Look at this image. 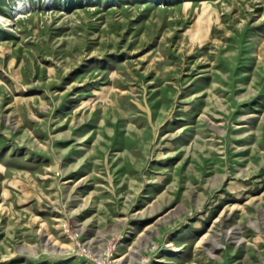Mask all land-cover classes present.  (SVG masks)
Here are the masks:
<instances>
[{
    "label": "rangeland",
    "instance_id": "1",
    "mask_svg": "<svg viewBox=\"0 0 264 264\" xmlns=\"http://www.w3.org/2000/svg\"><path fill=\"white\" fill-rule=\"evenodd\" d=\"M129 263L264 264V0H0V264Z\"/></svg>",
    "mask_w": 264,
    "mask_h": 264
},
{
    "label": "bare ground",
    "instance_id": "2",
    "mask_svg": "<svg viewBox=\"0 0 264 264\" xmlns=\"http://www.w3.org/2000/svg\"><path fill=\"white\" fill-rule=\"evenodd\" d=\"M122 258L120 257V258H118V259H116L118 262L121 260ZM130 264V263H129Z\"/></svg>",
    "mask_w": 264,
    "mask_h": 264
}]
</instances>
